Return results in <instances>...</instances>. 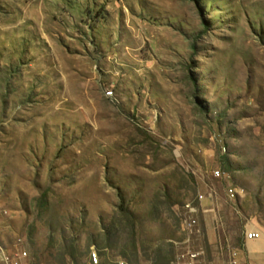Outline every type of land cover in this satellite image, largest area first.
<instances>
[{
  "label": "rangeland",
  "instance_id": "obj_1",
  "mask_svg": "<svg viewBox=\"0 0 264 264\" xmlns=\"http://www.w3.org/2000/svg\"><path fill=\"white\" fill-rule=\"evenodd\" d=\"M248 232L264 241V0H0V253L238 264Z\"/></svg>",
  "mask_w": 264,
  "mask_h": 264
},
{
  "label": "built area",
  "instance_id": "obj_2",
  "mask_svg": "<svg viewBox=\"0 0 264 264\" xmlns=\"http://www.w3.org/2000/svg\"><path fill=\"white\" fill-rule=\"evenodd\" d=\"M107 97L111 98L113 96V92H107ZM214 176L216 178H219L222 176V173L220 171H215L214 172ZM203 197L198 198L197 202L200 204L202 201ZM187 209L190 213V215H194L197 212V207L194 205H187ZM196 225V220L193 217H190L188 219V221L186 222V226L188 229H191L193 227H195ZM245 239L246 241H258L261 239V234L258 232H248L245 235ZM201 253L198 251H192V250H187L184 253L180 254V256L178 257V261L179 264H197L198 263V259L200 257ZM26 253L22 252L19 254H15V255H6L4 253H0V261L2 264H23V260L26 257ZM91 260L96 264L97 263V256L95 253H93L91 255ZM123 264V263H122ZM234 264H237L236 262H234Z\"/></svg>",
  "mask_w": 264,
  "mask_h": 264
},
{
  "label": "crops",
  "instance_id": "obj_3",
  "mask_svg": "<svg viewBox=\"0 0 264 264\" xmlns=\"http://www.w3.org/2000/svg\"><path fill=\"white\" fill-rule=\"evenodd\" d=\"M239 252L238 264H264V241H247Z\"/></svg>",
  "mask_w": 264,
  "mask_h": 264
}]
</instances>
